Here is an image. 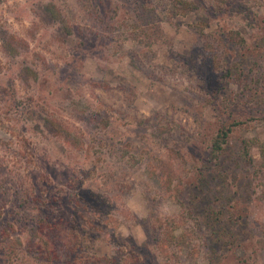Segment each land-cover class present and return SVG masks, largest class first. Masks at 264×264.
Here are the masks:
<instances>
[{"label": "rangeland", "instance_id": "rangeland-1", "mask_svg": "<svg viewBox=\"0 0 264 264\" xmlns=\"http://www.w3.org/2000/svg\"><path fill=\"white\" fill-rule=\"evenodd\" d=\"M0 113L23 148L0 159V264H264V0H41L0 26ZM81 147L91 172L59 158Z\"/></svg>", "mask_w": 264, "mask_h": 264}, {"label": "clouds", "instance_id": "clouds-1", "mask_svg": "<svg viewBox=\"0 0 264 264\" xmlns=\"http://www.w3.org/2000/svg\"><path fill=\"white\" fill-rule=\"evenodd\" d=\"M41 0H0V26H3L6 31L10 34L15 35L18 32L22 33L24 31L29 30L32 27V20L34 19L35 6L40 3ZM49 0H43V3H48ZM255 9L253 12L255 13ZM238 30V29H237ZM43 35V33H41ZM34 47V45H33ZM123 48L129 49L130 44L125 41L123 42ZM88 64H91L92 61H88ZM96 67L93 68L92 71H86L84 74L86 77H91L97 80H105L108 79L102 73L105 69L111 68L115 69L117 67L116 64H109L107 61L103 59H97L95 62ZM187 84V81H185ZM88 84L85 85V88H89ZM92 93L89 92V95ZM18 99L23 98V93L17 97ZM138 105L140 106V111L144 117H152L153 112L156 109V105L154 103H147L144 101L143 97L138 101ZM10 120H5L3 118L2 113H0V159H4L8 157L11 159L12 154L17 151H23V148L20 142L16 139L12 131H6L5 126L10 124ZM132 127H135L133 125ZM131 135V133H129ZM71 148V146H67ZM253 151H255L253 149ZM75 160L70 159L68 156L59 157L64 161L66 165H68L71 169H75L78 173L83 172H91L94 161L89 158L88 152L85 148L81 147L75 153ZM254 160L258 159V156L253 155ZM52 163H55V158H53ZM58 171H67L68 169L60 168L58 165L56 166ZM7 168L9 171L13 170L12 163H7ZM14 175V172H13ZM3 179V177H0ZM11 187V185H9ZM83 187H88V182L85 181ZM12 191H15L12 189ZM111 203V201H109ZM124 207L127 209L128 213H140L143 207L142 197L138 191L132 192L123 202ZM171 206L170 204H163L159 210V215L163 218L166 215L170 214ZM36 215V212L32 213ZM138 236V242L143 243L146 239V235L143 231L142 225H137L134 230ZM119 232L123 234L124 237L130 235L129 229L125 224L119 225ZM23 243V241H21Z\"/></svg>", "mask_w": 264, "mask_h": 264}, {"label": "trees", "instance_id": "trees-1", "mask_svg": "<svg viewBox=\"0 0 264 264\" xmlns=\"http://www.w3.org/2000/svg\"><path fill=\"white\" fill-rule=\"evenodd\" d=\"M186 8H188V7L186 6ZM183 9H184V7H183ZM186 10L187 9H184V11H186ZM55 126L59 127L58 124H55ZM58 129L60 131V128H58ZM230 130H231V127L228 124L227 125L226 124H222L218 128L215 136L212 139V148H211L212 156L215 157L217 155V153L220 151V149L222 148V143L225 141V139L228 136ZM262 150H264V147H262ZM262 152H263V158H264V151H262ZM23 211H26V209H23ZM23 211H20V214ZM17 212H18V209H16V210L14 209V214L17 213ZM40 218H42V217H40ZM38 229L40 230V228L37 225L36 230H38ZM38 232H41V231H38ZM39 248H41V247L39 246ZM4 250H5L4 253H8L7 254L8 255V259L11 260V257L13 258L14 256H16L17 251H16L15 247L8 246V248L4 249ZM41 250L42 249H40L39 251H41ZM51 252L54 253V254L56 253V251H54V247L51 250Z\"/></svg>", "mask_w": 264, "mask_h": 264}]
</instances>
